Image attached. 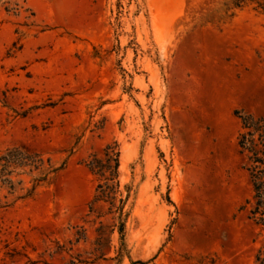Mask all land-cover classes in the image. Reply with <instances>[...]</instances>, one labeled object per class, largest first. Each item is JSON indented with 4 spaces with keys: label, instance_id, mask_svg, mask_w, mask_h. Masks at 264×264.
Returning <instances> with one entry per match:
<instances>
[{
    "label": "rangeland",
    "instance_id": "obj_1",
    "mask_svg": "<svg viewBox=\"0 0 264 264\" xmlns=\"http://www.w3.org/2000/svg\"><path fill=\"white\" fill-rule=\"evenodd\" d=\"M238 112L264 119L259 0H0V158L43 161L0 180V264H257Z\"/></svg>",
    "mask_w": 264,
    "mask_h": 264
},
{
    "label": "trees",
    "instance_id": "obj_2",
    "mask_svg": "<svg viewBox=\"0 0 264 264\" xmlns=\"http://www.w3.org/2000/svg\"><path fill=\"white\" fill-rule=\"evenodd\" d=\"M246 0H235V5L241 7ZM260 5L264 8V0H259ZM239 118L242 120L243 132L238 138V146L242 154L247 158L246 170L249 173L250 181L253 188V195L247 201L249 206V219L261 229L262 242L256 255V263L264 264V119H257L252 115H243L238 112ZM105 158L93 156L87 163V167L94 174L101 178L104 183L98 185L100 194L97 200L109 202L115 206L117 194H119V152L113 147H107L104 151ZM3 162V169L0 171V180L3 186L9 185L14 190V184L8 176L12 175L11 167H33L39 169L43 161L37 154L24 152L21 148H14L0 158ZM121 206L118 208L120 212V221L124 214L125 201L120 200ZM8 204L2 207H7ZM119 231L122 240H125V222H121ZM142 262H133L137 264ZM73 264H75L73 262Z\"/></svg>",
    "mask_w": 264,
    "mask_h": 264
},
{
    "label": "bare ground",
    "instance_id": "obj_3",
    "mask_svg": "<svg viewBox=\"0 0 264 264\" xmlns=\"http://www.w3.org/2000/svg\"><path fill=\"white\" fill-rule=\"evenodd\" d=\"M176 197H177V195H176Z\"/></svg>",
    "mask_w": 264,
    "mask_h": 264
}]
</instances>
